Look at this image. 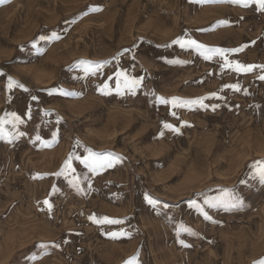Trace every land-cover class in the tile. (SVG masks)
<instances>
[{
	"label": "rangeland",
	"instance_id": "1",
	"mask_svg": "<svg viewBox=\"0 0 264 264\" xmlns=\"http://www.w3.org/2000/svg\"><path fill=\"white\" fill-rule=\"evenodd\" d=\"M257 9L253 0H2L0 264L264 261V69L236 70L264 65ZM178 39L241 50L205 59ZM121 71L141 83L118 91ZM70 156L72 168L54 175Z\"/></svg>",
	"mask_w": 264,
	"mask_h": 264
},
{
	"label": "snow or ice",
	"instance_id": "2",
	"mask_svg": "<svg viewBox=\"0 0 264 264\" xmlns=\"http://www.w3.org/2000/svg\"><path fill=\"white\" fill-rule=\"evenodd\" d=\"M0 2H2V0H0ZM236 2L238 3H243V5L245 7H247L248 3H249V0H236ZM254 3H256L258 5V9L259 11L261 12H264V0H253ZM95 11H99L100 9H94ZM222 23H227V21H224ZM47 37L45 36H39L37 40H34L32 42L33 44V47L36 46V44H38L40 41H43V40H46ZM174 44H180V46L182 48H185V47H188V48H192V47H195L197 50H206L207 52L211 53V55H205V59H211L212 58V55H220L222 57L225 56V53L227 51H232V52H237V51H240L241 49H231V50H227V49H206V46L205 45H202V44H199L197 41L195 40H187V41H184V40H173ZM254 43V42H253ZM38 52L42 51V49H37ZM227 63V61H226ZM253 68H260V69H264V65H243V64H240L239 62H236V70L237 71H245V72H250L253 70ZM116 88L117 90L119 91L121 89V87H126V88H129L130 90L134 89L136 86H138L140 83H141V80L140 79H136V78H129L128 76H126L124 74L123 71L121 72H117L116 74ZM123 78V79H121ZM109 79H111V77H109ZM260 79L264 80V75H261L260 76ZM13 85V82L11 80V78H9V83H8V87L11 88ZM19 87L23 88L24 86L23 85H19ZM227 87H230L232 89H234L235 91H239V87L237 85H227ZM104 88L107 89L108 88V85L107 84H104ZM26 90V89H25ZM64 95H69L70 93H67V92H64L63 93ZM133 94L134 91H133ZM212 95H215V93H213ZM33 99L35 100L36 97H33ZM159 100L160 103H164V104H167L169 103V101L165 100L163 97H158L157 98ZM171 103L174 105V106H180L182 104H193V103H200L202 106H205L203 105V101L202 100H196V101H181L179 98L177 97H173L172 98V101ZM215 107V106H214ZM13 116H15V113L12 114ZM173 115H175V113H173ZM16 119L18 120L19 117H16ZM4 124H5V120L3 118H0V136L3 135L4 133ZM165 128H172L173 126L171 124H165L164 125ZM71 159L72 157L70 156L69 159L67 161H65V168L62 169L61 172L59 173H54V175H62L65 171H67L68 169H71L72 166H71ZM77 160H80V157H76ZM89 160H90V157H84L83 160H81V163H89ZM100 161L99 160H92L91 161V164L94 165V164H99ZM91 166V165H90ZM72 171L74 172L75 169H72ZM259 174H260V177H261V181L264 182V167H260L259 169ZM75 179V178H74ZM53 191H55V188H53ZM145 199L148 200V203L149 204H153L155 203L150 197H148L147 195H145ZM233 200L235 201V204H240L242 201L240 200L239 197H234ZM194 203V202H193ZM205 204H209L211 205L212 207H215L216 204L213 203V202H210V201H205L204 202ZM231 203V202H229ZM44 204L48 206L49 210H51L52 208V205L49 203V201L46 199L44 201ZM165 207H167V205H165ZM205 218H208L207 216ZM90 219H94L93 217H90ZM105 222L107 223H110V224H119V223H122V221H119V220H109L107 217L103 218ZM120 234L122 235H127V233H123L121 232ZM109 235H111L112 237H116L118 234L115 233V232H112V233H109ZM180 243L183 245V240L180 241ZM135 257L133 258V261H129L127 262V264H134V261H135ZM259 264H264V261H260Z\"/></svg>",
	"mask_w": 264,
	"mask_h": 264
}]
</instances>
